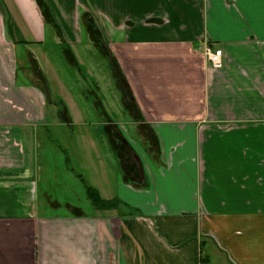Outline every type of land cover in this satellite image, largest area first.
Instances as JSON below:
<instances>
[{
	"label": "crops",
	"instance_id": "crops-1",
	"mask_svg": "<svg viewBox=\"0 0 264 264\" xmlns=\"http://www.w3.org/2000/svg\"><path fill=\"white\" fill-rule=\"evenodd\" d=\"M0 264H264V0H0Z\"/></svg>",
	"mask_w": 264,
	"mask_h": 264
},
{
	"label": "rangeland",
	"instance_id": "rangeland-1",
	"mask_svg": "<svg viewBox=\"0 0 264 264\" xmlns=\"http://www.w3.org/2000/svg\"><path fill=\"white\" fill-rule=\"evenodd\" d=\"M75 49H76V56L78 57L79 62L82 63L80 68L75 67L69 55H65V57L69 61L68 64L67 62H65L64 59H61L59 57L60 55H57L55 53L56 51H53V54L54 53L56 54L54 56L52 55L54 59L53 60L54 69L52 71H45V73L47 74V79L54 81L55 79L52 77L54 75L63 84L65 92L71 97V99L75 102L77 106H79L81 102L82 103L86 102V100H88V103L92 102V100H94L95 102L96 101L98 102L100 100V93L96 90L95 88L96 85L94 84V83H99L101 94L105 98L106 104L108 105V111L109 110L111 112L113 111V113L116 114L117 111L111 106V103L108 100V96L115 95V93L113 92L115 88L113 86L114 82L111 78V74L109 71V62L106 59V55L93 53L90 56H87L86 53L88 50L87 47L84 46L82 48L75 47ZM87 57L90 58L91 62ZM93 65L96 66V69L94 68ZM76 70L78 71V73L76 72ZM83 80H86V83H84ZM55 83L56 82L54 81V85L51 88L54 97L60 95V88L55 86ZM104 83L106 85H104ZM119 90L122 92V94H124V96H126L124 88L122 89L121 87V89ZM81 92H83L84 94L83 93L81 94ZM120 95L121 94H119V96ZM113 109L115 110V112ZM118 115L119 113H117V116ZM82 116H83V120H85V123L87 124L93 123L94 121L98 123L102 120V118L99 117L97 113L95 115L94 112L91 115L88 112L86 113L84 112Z\"/></svg>",
	"mask_w": 264,
	"mask_h": 264
},
{
	"label": "trees",
	"instance_id": "trees-1",
	"mask_svg": "<svg viewBox=\"0 0 264 264\" xmlns=\"http://www.w3.org/2000/svg\"><path fill=\"white\" fill-rule=\"evenodd\" d=\"M86 196L91 204L98 210H109L121 204L117 200L105 201L101 199L98 192L90 186L86 187Z\"/></svg>",
	"mask_w": 264,
	"mask_h": 264
},
{
	"label": "built area",
	"instance_id": "built-area-1",
	"mask_svg": "<svg viewBox=\"0 0 264 264\" xmlns=\"http://www.w3.org/2000/svg\"><path fill=\"white\" fill-rule=\"evenodd\" d=\"M203 54L211 64L212 68L215 70L221 69L222 67V51L220 49H211L210 47H205Z\"/></svg>",
	"mask_w": 264,
	"mask_h": 264
}]
</instances>
